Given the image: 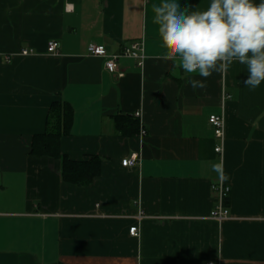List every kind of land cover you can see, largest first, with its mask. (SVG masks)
Returning <instances> with one entry per match:
<instances>
[{
  "label": "crops",
  "instance_id": "1",
  "mask_svg": "<svg viewBox=\"0 0 264 264\" xmlns=\"http://www.w3.org/2000/svg\"><path fill=\"white\" fill-rule=\"evenodd\" d=\"M160 2L0 0V264H264V81L249 89L234 62L193 90L161 59ZM135 43L143 66L121 59L122 78L88 53ZM55 103L73 111L61 156L100 162L87 186L63 177L61 159L32 154ZM221 115L223 142L209 124ZM133 155L139 165L123 168ZM221 182L231 187L223 223L211 218Z\"/></svg>",
  "mask_w": 264,
  "mask_h": 264
},
{
  "label": "clouds",
  "instance_id": "2",
  "mask_svg": "<svg viewBox=\"0 0 264 264\" xmlns=\"http://www.w3.org/2000/svg\"><path fill=\"white\" fill-rule=\"evenodd\" d=\"M152 11L161 59L189 74L193 90L206 88L208 78L234 62L247 66L242 83L249 89L264 81V0H209L205 9L195 11L181 9L176 0H161ZM213 169L224 178L222 163Z\"/></svg>",
  "mask_w": 264,
  "mask_h": 264
},
{
  "label": "built area",
  "instance_id": "3",
  "mask_svg": "<svg viewBox=\"0 0 264 264\" xmlns=\"http://www.w3.org/2000/svg\"><path fill=\"white\" fill-rule=\"evenodd\" d=\"M59 50V43L57 41H51L48 44L47 52L48 54H57ZM88 53L92 57L102 58L105 60V69L107 72L111 74H118L119 72V61L121 59H133L139 61V66H143V60L145 58L144 48L142 43H135L130 48L125 49L120 54H112L110 53L104 46L98 45H90L88 47ZM30 53L28 51H24L23 55L27 56ZM120 78L124 77L123 74H118ZM140 115L138 114L137 117ZM209 124L214 129L215 137L222 142L225 139V129H226V121L225 116H211L209 118ZM145 130H142V135H145ZM215 152L218 154H223V147H218L215 149ZM139 157L137 155H133L128 159H124L121 163L123 168H135L139 165ZM212 191L216 195V205L214 210L211 213V218L213 220L218 221L219 223H223L225 221L231 220V214L229 208L227 206V202L229 200L231 194V187L221 182L218 184H214L212 186ZM139 219H143V213L139 216ZM129 234L131 237L137 238L140 235L139 227L133 226L129 230Z\"/></svg>",
  "mask_w": 264,
  "mask_h": 264
},
{
  "label": "trees",
  "instance_id": "4",
  "mask_svg": "<svg viewBox=\"0 0 264 264\" xmlns=\"http://www.w3.org/2000/svg\"><path fill=\"white\" fill-rule=\"evenodd\" d=\"M72 113L71 107L65 103L52 105L47 120L46 132L35 137L32 154L61 159L63 177L76 185L87 186L99 173L100 162L93 160L89 163H77L62 157L60 154L61 138L69 132L72 123Z\"/></svg>",
  "mask_w": 264,
  "mask_h": 264
}]
</instances>
